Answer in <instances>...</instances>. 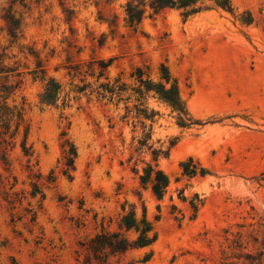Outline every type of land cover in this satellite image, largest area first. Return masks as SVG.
I'll return each instance as SVG.
<instances>
[{
  "label": "rangeland",
  "instance_id": "374dc122",
  "mask_svg": "<svg viewBox=\"0 0 264 264\" xmlns=\"http://www.w3.org/2000/svg\"><path fill=\"white\" fill-rule=\"evenodd\" d=\"M13 1L0 0V45L10 44L4 18L21 14L22 34L9 55L22 73L35 67L31 50L66 92V67L92 58L113 59L110 77L123 74L126 80L137 67H148L156 79L164 64L197 124L180 128L171 109L149 98L145 106L160 115L148 146L140 147L141 125L134 129L131 121L121 122L123 105L116 109L82 97L42 106L43 84L25 75L15 100L26 101L34 156L28 163L18 141L8 148L5 163L0 147V264H82L80 243L103 227L116 229L125 202L139 215L145 206L151 220L160 218L154 245L128 252L124 262H140L151 253L144 264H223L227 257L241 264L234 242L242 236L253 251L252 237L264 231V0H232L235 16L212 8L186 18L168 9L137 29L125 22L124 0H66L74 11L70 22L58 0L27 8ZM244 12L253 15L252 25L236 18ZM66 140L78 152L71 179L61 171ZM189 158L209 174L183 177L180 164ZM147 163L170 177L161 201L141 187ZM52 171L56 181L49 184ZM38 174L46 194L40 208L29 195ZM6 193L23 202L11 209ZM199 200L203 204L194 216L191 203ZM29 202L34 226L19 220Z\"/></svg>",
  "mask_w": 264,
  "mask_h": 264
},
{
  "label": "trees",
  "instance_id": "16d2710c",
  "mask_svg": "<svg viewBox=\"0 0 264 264\" xmlns=\"http://www.w3.org/2000/svg\"><path fill=\"white\" fill-rule=\"evenodd\" d=\"M44 1L46 0H14L12 3L27 8L32 3L40 5ZM58 1L63 13L67 15V22H70L74 11L65 6L66 0ZM99 1L113 4L121 0ZM212 8L222 9L235 16L236 9L232 0H124L122 5L125 22L133 29H137L145 18L153 17L168 9L181 11L184 17L188 18ZM8 14L4 19L7 24L10 44L7 47L0 45V147L3 148L2 159L5 163H7L8 148L14 149L18 141H20L22 153L28 159V163L34 156L33 147L28 144L30 124L26 119V101L17 103L15 100V95L20 90L25 75H29L33 81L43 84V90L39 94V103L42 106H57L61 99L63 101H79L82 97H86L88 101L95 99L99 103L104 102V105H113L116 109L123 105L124 113L120 117L121 122L129 124L131 121L134 129L137 128V125H141L142 137L138 139L140 147L148 146L152 137L155 117L160 115L159 112L149 110L145 106L149 98L155 99L171 109L176 115L175 118L180 128H190L197 124L182 98L179 81L164 64L160 65L156 79L152 78L148 67H137L133 69L126 80L123 74L110 77L109 69L113 59L105 61L92 58L88 62H80L66 67L70 77L69 91L66 92L59 81L47 75L39 53L31 50L29 54L35 59V67L32 70L28 69L26 74L22 73L21 66L17 61L10 64L11 60L16 57L9 55V49L18 43L24 20L21 14ZM236 18L247 26L254 23V17L250 12L239 14ZM20 49L23 50L24 47L20 46ZM89 78L93 82H88ZM62 95H64L63 98ZM64 106L66 105L64 104ZM147 121H150L151 125L148 126ZM63 147L65 150L61 161V171L64 176L71 179L78 152L75 144L68 140L64 142ZM29 170L31 171V169ZM180 170L182 176L189 180L209 174V171L195 162L193 158L182 162ZM35 177L37 181L30 183L29 195L39 204L40 208L46 194L42 184L39 183L42 175L38 174ZM139 179L141 187L145 190L149 189L158 201L164 199L171 183L170 177L163 170L157 165L149 163L146 164ZM46 181L49 184L56 181L54 171L50 173ZM17 196L16 193L13 195L6 193L3 200L10 205L11 209H15L17 203L23 202V197L17 199ZM202 204V200H199V203H191L194 216ZM24 209V214L19 217V220L27 218L29 223L34 226L36 212L33 211L35 208L32 203L29 202ZM159 218L157 215L155 220H151L145 206H143L142 214L139 215L134 204L125 202L116 229L110 230L103 227L92 238L80 243L84 256L82 264H144L148 262L152 256L151 253L140 262H124L122 257L130 251L151 248L154 245L158 238L156 222L159 221ZM252 242L253 251H247L242 236H239L234 242L233 249L237 252L234 253V258L241 264H264V231L253 236ZM229 259L230 257H227L223 264H238L228 262Z\"/></svg>",
  "mask_w": 264,
  "mask_h": 264
}]
</instances>
